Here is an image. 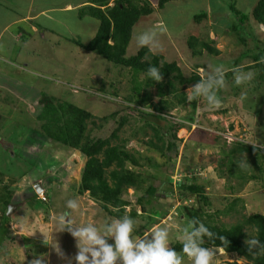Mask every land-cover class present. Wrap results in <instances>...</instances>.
<instances>
[{"label":"rangeland","instance_id":"1","mask_svg":"<svg viewBox=\"0 0 264 264\" xmlns=\"http://www.w3.org/2000/svg\"><path fill=\"white\" fill-rule=\"evenodd\" d=\"M64 1L77 4L82 0L35 1L34 13L40 9L46 12L34 21L33 30L28 24L19 23L29 10L26 0H0V195L4 188L3 192L8 193V206L0 203V264H31L37 256L45 257L44 264H68L57 254L59 249L76 264L77 242L67 231L59 232L55 220L59 214L71 211L66 206L68 200L75 199L80 205L72 217L77 224L93 223L102 227L113 218L87 194H77L85 158L42 132V122L36 118L42 97L72 104L90 113L92 118L87 121L84 133L90 139L108 138L125 120L113 143L125 142L127 151L143 158L141 167L127 165L142 176L141 189L128 188L121 196L128 203L123 215L136 221V235L143 236L153 226L167 227L170 247H173L182 244V230L192 221L189 209L201 207L206 215H212L214 224L225 227L250 213L264 214V158L257 160L243 154L234 158L237 165L227 166L234 172L239 164L247 161L246 170L252 173L250 167L255 160L262 168L257 179L246 182L239 191L235 190L238 180L226 172L228 168L219 166L222 151L230 150L234 142L264 146V83L259 82L256 71H251L254 78L245 86L233 82L235 63L241 68L252 62L243 56L248 53L247 49L256 52L252 37L264 52V30L251 18V0H208L206 3L176 0L152 16L159 25L141 24L140 18L133 27L126 58L140 49L135 35L151 30L162 46V50L154 53L162 55L166 62L176 63L184 77L197 73L203 78L209 64L223 66L225 70L227 84L218 92L222 101L220 108L210 110L198 99L197 111L192 112L190 104L184 109L176 106L160 114L162 120L155 117L159 101L156 84L147 87L150 80L145 74L136 75L78 46L76 42L86 45L95 36L98 21L79 15L80 8L88 4L65 13L60 9ZM230 5L250 17L247 26L238 29L241 38L247 37V48L236 33L229 31L234 23ZM207 6L216 17L212 15L200 23L194 22V16L205 13ZM141 25L146 28L141 30ZM209 32H213L219 55L203 52L193 57L186 45L188 37L205 40ZM190 86L185 87V95ZM138 88L137 94L134 91ZM242 91H246L243 100L239 99ZM144 94L151 101L149 107L137 104L138 96L141 98ZM164 99L170 101L172 97ZM145 112L154 117L141 114ZM186 115L195 121L189 125L182 118ZM172 122L181 125L175 139L171 138L174 132L169 128ZM145 124L166 133L164 141L173 143L175 153L173 149L159 154L148 148L144 142L152 138V131ZM220 169L224 172L222 178ZM187 180L202 186L209 206H202L197 197L178 187ZM149 186L156 190L154 196L145 193ZM235 197L242 201L237 204L239 214L215 216ZM108 242L114 244L113 240ZM213 250L217 253L214 264L241 260L236 255ZM184 259L185 264H191L187 257ZM240 264L248 263L241 260Z\"/></svg>","mask_w":264,"mask_h":264},{"label":"trees","instance_id":"2","mask_svg":"<svg viewBox=\"0 0 264 264\" xmlns=\"http://www.w3.org/2000/svg\"><path fill=\"white\" fill-rule=\"evenodd\" d=\"M172 0H158L157 8L162 9L167 3ZM92 5L80 8L79 15L81 17L89 16L98 21V28L95 36L86 44H76L88 52L104 58L106 61L118 66L130 69L136 75L146 74L149 64L155 65L160 69L163 79L159 82L149 79L148 86H157V96L159 98L156 111L158 115L155 117L162 120L160 114H166L174 107H182L190 104L192 112L198 110L197 100L192 99L190 103L184 93L185 87L196 84L201 77L197 73H193L190 77H184L180 68L174 62H166L163 56L152 54L148 48H140L138 52L129 58H126V49L131 39L132 28L142 16L150 15L153 8L146 0H92ZM110 4H112L110 6ZM229 13L232 15L234 23L229 27V31L238 35L237 39L243 46L247 48L246 38H241L238 33L239 27H246L249 22V15L244 14L240 9L234 5L229 6ZM207 18L206 13L195 15L193 20L200 23L201 20ZM251 18L255 23L261 26L264 30V0H258L252 8ZM252 41L256 42L255 50L250 51L243 56L251 59V64L241 67L245 71H256L260 83H264V52L258 46V41L252 37ZM187 48L193 57H199L203 52L210 56H218L219 51L215 48L214 40L206 38L200 40L195 36L188 37L186 41ZM147 57V59H145ZM235 63L234 70L239 69ZM259 83V85H260ZM140 88V86H139ZM135 90L137 94L140 89ZM256 89V87H255ZM168 96L174 98L169 101L164 99ZM147 94L141 98H137V104L141 107L151 105V101ZM55 105L53 108L52 105ZM41 110L36 116L37 120L42 122V132L52 141L62 144L73 150H77L84 158L85 163L81 172L80 181L77 189L78 195L87 194L88 197L95 203L99 204L101 208L111 217H122L124 208L128 205L126 201L121 199L123 192L132 188L135 190L141 189L142 176L131 168L141 167V160L143 158L139 154H132L125 149V142L113 143L117 139L116 133L125 123L122 120L117 129H115L108 138L105 139H90L84 135L86 130V123L92 118V115L86 110L80 109L72 104H60L52 98H40ZM225 109H222L224 111ZM145 117H154L151 113H141ZM114 116V114H113ZM111 115V117H113ZM172 118V117H171ZM183 119L188 121V124L193 122L190 116H184ZM195 121V120H194ZM182 122V121H181ZM185 122V121H184ZM169 126L173 130L171 138L175 139V132H177L181 125L179 122H172ZM147 128L152 131V138L144 142V144L163 154L165 151L174 149L172 142H165L164 138L167 135L162 133L160 128H155L152 125L145 124ZM264 149L260 147L248 146L244 143L234 142L232 148L228 151H222L223 159L220 161L221 168L227 166H235L237 162H233L234 158H238L243 154L250 155L255 159L264 158ZM175 153V149L173 150ZM129 165L130 167H128ZM262 168L253 161L250 172L246 167H236L235 171H229L228 174L238 180L235 190L239 191L246 182L257 179L261 173ZM254 172V173H253ZM220 178L223 177V170L220 169ZM188 181V180H187ZM183 191L197 197L202 206H209L208 198L203 194L202 186L196 185L191 181L184 182L178 185ZM229 189H233L229 186ZM2 189L0 195V203L8 206V193H4ZM234 190V189H233ZM232 190V191H233ZM148 196H154L156 190L149 186L145 190ZM242 202L238 197L227 205L224 211H218L215 216L239 214L237 204ZM143 211V207H141ZM112 209L115 211L113 212ZM203 208L196 210L189 209L188 215L191 220L198 219L202 221L214 237L211 240L205 238L204 247L222 250L225 254L236 255L239 259L248 264H264V254L255 255L249 253L244 241L248 238L247 230L255 235L261 244H264V214L250 213L242 218V220L225 227L223 225H216L213 223L212 215H206ZM134 214H131L133 216ZM205 216V217H204ZM4 220L6 217H3ZM206 218V219H204ZM1 240V239H0ZM177 252L182 251V244H176L172 247ZM226 264H234L228 262Z\"/></svg>","mask_w":264,"mask_h":264},{"label":"clouds","instance_id":"3","mask_svg":"<svg viewBox=\"0 0 264 264\" xmlns=\"http://www.w3.org/2000/svg\"><path fill=\"white\" fill-rule=\"evenodd\" d=\"M134 39L138 48H148L149 52L162 50L156 34L151 30L136 34ZM145 75L157 82L163 79L160 69L152 64H149ZM253 78V72L242 68L235 69L233 72V82L237 86H245ZM226 84L223 66L209 64L206 75L190 86L186 95L190 100H202L206 108L210 110L218 109L222 106L218 92L225 88ZM245 98L246 91H242L239 99ZM246 164L248 162L244 161L239 164V167ZM66 206L71 211L59 214L55 220L59 226V232L67 231L77 242L78 252L74 257L76 264H185V257L191 261V264H214L217 253L212 248L203 246L205 238L211 240L214 233L198 219H193L187 227L183 228L182 251L177 252L170 247V233L167 227L153 226L145 231L143 236H139L135 233L136 221L127 214L111 218L102 227H97L93 223L77 224L72 217L73 213L79 211L78 201L68 200ZM246 232L248 238L244 243L248 252L255 255L264 254V244H261L255 235ZM109 240H113L114 244H110ZM57 254L61 259L67 260L68 264H72V261L60 249ZM44 260V256H37L31 264H44ZM241 260L233 262L240 264Z\"/></svg>","mask_w":264,"mask_h":264},{"label":"crops","instance_id":"4","mask_svg":"<svg viewBox=\"0 0 264 264\" xmlns=\"http://www.w3.org/2000/svg\"><path fill=\"white\" fill-rule=\"evenodd\" d=\"M35 1H37V0H26V4L28 5V13H26L24 16H22L20 19H19V23H26V24H28L30 27H32V29L33 30H35L34 28H35V26H34V21L40 16V15H43V14H45V12H46V10H43V9H40V10H38L36 13H34L35 12V9H34V6H33V3L35 2ZM40 1H43V0H40ZM90 1H92V0H82V1H80L79 3H77V4H70V3H68V2H65L64 1V3H63V6H62V8H60L61 10H63L65 13H66V11L67 10H73V9H75V8H79V7H81V6H83V5H85V4H88V5H92V4H90L91 2ZM149 4H150V6L153 8V12L150 14V15H147V16H142V17H140L141 18V24L143 23V22H145V24L147 23V24H156V25H159L160 24V22H157L156 21V18H153L152 19V16L155 14V13H157L159 10H161V9H158L157 8V2H158V0H146ZM172 1H176V0H172ZM172 1H170V2H172ZM205 1V3L206 2H208V0H204ZM258 0H251V3H252V5L250 6L249 5V7L250 8H253V6L255 5V3L257 2ZM112 4H110V6H111ZM209 8H208V6L206 7V11H205V13L207 14V18H209V17H212V15H213V17L215 18L216 17V15L213 13V12H209ZM213 13V14H212ZM30 16V17H28V16ZM225 15H227V14H225ZM27 17L29 18V20L27 19ZM140 18H139V20H140ZM150 19V21L148 22V20ZM26 20H28V21H26ZM138 20V21H139ZM138 21L136 22V24L134 25V26H136L137 25V23H138ZM139 25V24H138ZM34 26V27H33ZM133 26V27H134ZM146 27H142V25H141V30L142 29H145ZM132 31H133V28H132ZM132 36V35H131ZM209 38L210 39H212V40H214L213 39V32H209ZM152 54H156V53H154V52H151ZM158 55V54H157ZM162 56V55H161Z\"/></svg>","mask_w":264,"mask_h":264},{"label":"water","instance_id":"5","mask_svg":"<svg viewBox=\"0 0 264 264\" xmlns=\"http://www.w3.org/2000/svg\"><path fill=\"white\" fill-rule=\"evenodd\" d=\"M10 209V208H9ZM222 251V250H221Z\"/></svg>","mask_w":264,"mask_h":264}]
</instances>
